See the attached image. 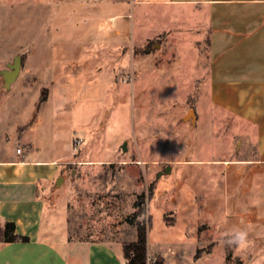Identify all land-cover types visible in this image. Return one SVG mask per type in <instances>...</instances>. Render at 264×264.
I'll use <instances>...</instances> for the list:
<instances>
[{"label": "rangeland", "instance_id": "rangeland-1", "mask_svg": "<svg viewBox=\"0 0 264 264\" xmlns=\"http://www.w3.org/2000/svg\"><path fill=\"white\" fill-rule=\"evenodd\" d=\"M185 7L0 0V159L54 157L59 173L41 190L43 229L52 239L136 238L127 219L146 193L141 219L152 218L149 249L168 264L178 253L184 261L195 253V225L199 246L226 243L228 264H264L262 239L237 250L227 243L231 235L198 220L205 192L227 188L224 166L208 162L237 158L242 135L233 117L209 102L200 80L193 81L197 38L188 29L165 32L164 19L179 21L190 13ZM207 42L205 31L196 46L203 63ZM17 55L20 72L8 85L4 71ZM168 165L171 171L158 175ZM223 250L216 247V264ZM156 254L149 252L151 259Z\"/></svg>", "mask_w": 264, "mask_h": 264}, {"label": "crops", "instance_id": "crops-1", "mask_svg": "<svg viewBox=\"0 0 264 264\" xmlns=\"http://www.w3.org/2000/svg\"><path fill=\"white\" fill-rule=\"evenodd\" d=\"M134 2L186 6L190 13L184 12L179 21L170 16L164 19L170 23L165 32L173 35L188 29L197 38L192 51L197 68L193 81L200 80L209 102L233 117V129L242 135L237 158L208 162L224 166L221 175L227 188L205 192L198 220L209 222L222 235L243 230L249 243L253 239L264 242V0ZM122 22H116V27ZM205 31L208 42L203 63L196 46ZM53 158H34L28 153L0 159V225L14 221L17 232L29 237L27 241L0 240V264H126L121 240H70L68 236L55 240L44 231L41 190L59 173ZM258 186L262 188L259 193ZM235 215H241L243 221L238 222ZM199 232L195 225L191 233L196 238L195 253L184 261L177 252L173 264H216L214 252L219 245L224 247L222 264H227L230 255L225 253L226 243L213 249L199 246ZM199 249L202 251L197 254Z\"/></svg>", "mask_w": 264, "mask_h": 264}, {"label": "trees", "instance_id": "trees-1", "mask_svg": "<svg viewBox=\"0 0 264 264\" xmlns=\"http://www.w3.org/2000/svg\"><path fill=\"white\" fill-rule=\"evenodd\" d=\"M153 196V191L151 192ZM146 193H142L138 196V200L135 203V211L128 217V222L136 227L137 234L133 240H127L122 242L123 257L126 260V264H148L149 247H148V226L152 220L141 219L145 214ZM0 240L5 242H13L17 240L27 241L28 236L22 235L17 232V225L14 221H7L3 225H0ZM202 249L197 251L200 253ZM230 256H228L229 258ZM156 264H165L164 257L161 254L153 256ZM228 264V263H227ZM241 264V263H239Z\"/></svg>", "mask_w": 264, "mask_h": 264}, {"label": "water", "instance_id": "water-1", "mask_svg": "<svg viewBox=\"0 0 264 264\" xmlns=\"http://www.w3.org/2000/svg\"><path fill=\"white\" fill-rule=\"evenodd\" d=\"M22 65V57L21 55H17L14 59L13 63H9V68L8 70L4 71V76L6 78L7 84L10 85L15 79L18 77L20 68ZM188 116H192L193 119L195 118V111L194 109H191ZM123 149L127 150L126 143L123 144ZM171 171V166L168 165L164 171H160L158 175L163 174V172H169ZM62 181V177H58L57 183H60Z\"/></svg>", "mask_w": 264, "mask_h": 264}, {"label": "clouds", "instance_id": "clouds-1", "mask_svg": "<svg viewBox=\"0 0 264 264\" xmlns=\"http://www.w3.org/2000/svg\"><path fill=\"white\" fill-rule=\"evenodd\" d=\"M227 243L229 245H236L237 250H244L248 247V233L243 230L236 231L228 238Z\"/></svg>", "mask_w": 264, "mask_h": 264}, {"label": "built area", "instance_id": "built-area-1", "mask_svg": "<svg viewBox=\"0 0 264 264\" xmlns=\"http://www.w3.org/2000/svg\"><path fill=\"white\" fill-rule=\"evenodd\" d=\"M18 152L21 154V153H22V150L19 148V149H18ZM148 264H156V263L154 262L153 259H151V258L149 257V258H148Z\"/></svg>", "mask_w": 264, "mask_h": 264}]
</instances>
